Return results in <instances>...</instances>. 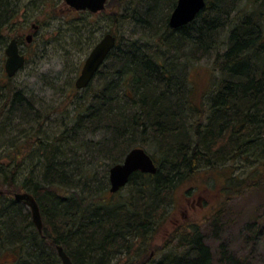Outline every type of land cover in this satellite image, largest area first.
I'll return each mask as SVG.
<instances>
[{
	"label": "trees",
	"instance_id": "obj_1",
	"mask_svg": "<svg viewBox=\"0 0 264 264\" xmlns=\"http://www.w3.org/2000/svg\"><path fill=\"white\" fill-rule=\"evenodd\" d=\"M21 1L0 0V49ZM177 1L117 0L113 8L109 0L104 12H76L117 43L89 86L67 96L63 124L49 129L24 89L2 88L0 113L29 130L18 138L16 126L3 129L22 150L8 160L0 153V189L9 190L0 194V264H63L58 246L74 264H215L190 225L171 233L162 259L152 256L176 189L202 171L233 167L227 190L264 192V0H206L191 23L173 29ZM123 25L140 35L126 37ZM205 58L210 84L197 101L190 72ZM137 147L157 173L137 172L111 193L110 167ZM18 193L38 202L41 233Z\"/></svg>",
	"mask_w": 264,
	"mask_h": 264
},
{
	"label": "rangeland",
	"instance_id": "obj_2",
	"mask_svg": "<svg viewBox=\"0 0 264 264\" xmlns=\"http://www.w3.org/2000/svg\"><path fill=\"white\" fill-rule=\"evenodd\" d=\"M50 1L22 0L9 40L0 49V92L5 86L6 94L7 87L24 89L42 118L49 116V129L50 125L63 124L64 103L67 104V96L77 89L75 83L86 58L97 42L109 33L106 25L97 17L91 19L99 20L97 27L104 26L105 33L100 28H90L85 15L66 11L65 0H55L54 6L49 5ZM116 1L111 0L113 8H116ZM134 27L123 25L121 32L130 37L140 32ZM12 40H17L20 54L25 56L26 62L12 82L4 83L5 52ZM211 59L196 61L190 72L197 101L209 87L211 73L208 68ZM18 119L19 116L0 113V153H5L2 160H8L13 153L17 158V151L22 150V143H17L13 136H3V129H12L14 126L18 129L14 135L18 138L24 136L21 131L26 132L29 128L20 126ZM222 170L202 171L176 189L169 210H172L171 214L154 242L158 249L151 253L152 256L156 255L158 259L165 256L167 253L160 251L166 248L164 245L171 233L178 227L189 228L186 226L190 225L193 230L200 229L206 245L213 253L215 264H225L228 257L239 259L242 264H264V192H246L242 197L233 193L227 197L224 192L226 176H230L233 167L219 172ZM257 188L261 189L254 187ZM8 192L7 187H1L2 196Z\"/></svg>",
	"mask_w": 264,
	"mask_h": 264
},
{
	"label": "water",
	"instance_id": "obj_3",
	"mask_svg": "<svg viewBox=\"0 0 264 264\" xmlns=\"http://www.w3.org/2000/svg\"><path fill=\"white\" fill-rule=\"evenodd\" d=\"M108 0H65V4L72 10L81 12L89 11L97 14L106 9ZM206 0H178L176 8L172 12L169 25L178 29L191 23L205 8ZM31 37L29 38L30 41ZM117 43L116 36L105 35L92 49L85 60L80 76L76 81L77 89H85L89 86L100 67L106 61L110 52ZM7 60L5 69L9 77H13L25 65V56L20 54L17 40H12L6 49ZM137 172L143 174H156L157 166L145 149L137 147L132 149L124 161L111 167L109 172L110 192L117 193L127 186L131 176ZM18 202L24 203L31 209L33 221L40 232L43 231V220L38 202L29 193L15 194ZM63 264H74L62 247L57 249Z\"/></svg>",
	"mask_w": 264,
	"mask_h": 264
},
{
	"label": "bare ground",
	"instance_id": "obj_4",
	"mask_svg": "<svg viewBox=\"0 0 264 264\" xmlns=\"http://www.w3.org/2000/svg\"><path fill=\"white\" fill-rule=\"evenodd\" d=\"M107 35V34H106ZM113 35V34H112ZM92 51V50H91ZM91 51H90V53H91ZM90 55V54H89ZM88 55V56H89ZM88 58V57H87ZM86 58V59H87ZM75 85H76V83H75ZM225 189H226V186H225ZM259 190L258 189H254V188H248V189H242V188H240V189H238L237 191L236 190H225L224 192H225V194L227 195V197H229L230 195H232L233 193H235L236 195H241V197L242 196H244V194L246 193V192H255V193H257ZM260 193V192H259ZM33 224H34V226H35V228L38 230V228L36 227V225H35V223H34V221H33ZM39 231V230H38ZM40 232V231H39ZM41 233V232H40ZM58 247H61V246H58ZM58 247H57V249H58ZM63 248V247H62Z\"/></svg>",
	"mask_w": 264,
	"mask_h": 264
},
{
	"label": "flooded vegetation",
	"instance_id": "obj_5",
	"mask_svg": "<svg viewBox=\"0 0 264 264\" xmlns=\"http://www.w3.org/2000/svg\"><path fill=\"white\" fill-rule=\"evenodd\" d=\"M35 28H37V27H35ZM38 29V28H37ZM4 70H5V64H4ZM5 73H6V71H5Z\"/></svg>",
	"mask_w": 264,
	"mask_h": 264
}]
</instances>
